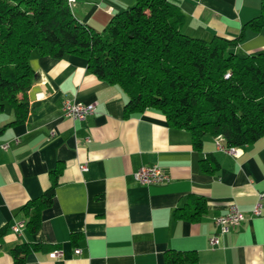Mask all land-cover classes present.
Returning a JSON list of instances; mask_svg holds the SVG:
<instances>
[{
    "label": "crops",
    "instance_id": "1",
    "mask_svg": "<svg viewBox=\"0 0 264 264\" xmlns=\"http://www.w3.org/2000/svg\"><path fill=\"white\" fill-rule=\"evenodd\" d=\"M69 1L73 14L97 31L137 2ZM169 1L184 16L185 34L206 41L242 36L230 50L240 56L264 51V28L247 25L260 15L263 0ZM30 64L36 78L25 121L11 124L10 105L0 112V143L10 144L0 150V264H14L13 249L24 244L40 246L26 264H167L174 251L195 252L196 264H264V203L261 214H253L264 192V135L235 146L236 154L217 136H206L196 148L191 133L170 126L158 110L126 117L125 91L90 72L84 58L34 50ZM65 99L95 102L96 111L75 120L64 114ZM207 158L211 170L202 165ZM154 164L169 182L136 181L140 167ZM59 165L53 203L31 232L25 208L39 205ZM195 198L205 201L201 215L176 218L177 208L197 210ZM231 203L245 218L222 232L213 218ZM19 221L21 233L13 229ZM214 235L219 243L213 246Z\"/></svg>",
    "mask_w": 264,
    "mask_h": 264
},
{
    "label": "trees",
    "instance_id": "2",
    "mask_svg": "<svg viewBox=\"0 0 264 264\" xmlns=\"http://www.w3.org/2000/svg\"><path fill=\"white\" fill-rule=\"evenodd\" d=\"M183 21L169 0H137L97 31L73 14L69 0H0V112L10 105L11 124L25 121L27 92L36 78L30 57L38 50L56 58H84L90 72L125 91L126 117L158 110L170 126L188 130L196 148L208 135H221L229 147L256 141L264 135V51L240 56L230 49L242 36L206 41L185 34ZM247 25L264 28V0L260 15ZM202 165L211 170L212 159ZM62 169L59 165L51 173L39 205L25 208L31 232L40 228L41 210L53 203ZM194 201L195 212L188 204L177 208L175 217L201 215L205 201ZM39 248L15 247L14 264H26L28 254ZM196 261L193 251L167 256V264Z\"/></svg>",
    "mask_w": 264,
    "mask_h": 264
},
{
    "label": "built area",
    "instance_id": "3",
    "mask_svg": "<svg viewBox=\"0 0 264 264\" xmlns=\"http://www.w3.org/2000/svg\"><path fill=\"white\" fill-rule=\"evenodd\" d=\"M75 1V0H74ZM226 76H229L227 74ZM63 111L66 116H69L75 120L84 121L89 116L93 115L96 111V103H84L80 101H72L70 99H65L63 102ZM218 142H220L223 137L221 135L217 136ZM10 147L8 142L0 143V150H6ZM224 148V147H223ZM228 151L232 154H236L237 150L235 147H229ZM88 168L87 164L82 166L83 170ZM134 178L136 181L142 184H154V183H167L171 180L170 175L164 170L163 167L154 164L150 166H142L140 167L134 174ZM259 200L256 203L253 214L260 215L262 206L264 203V192L258 194ZM245 218L244 212L239 208L236 203H231L228 206L227 212L221 215H217L213 218L215 224H217L222 232H226L230 226L238 225ZM23 222L19 221L13 226V229L16 232L21 233ZM211 245H217L219 243V237L214 235L210 238ZM76 253H80V249H75ZM55 256L61 255L60 250L54 251Z\"/></svg>",
    "mask_w": 264,
    "mask_h": 264
},
{
    "label": "rangeland",
    "instance_id": "4",
    "mask_svg": "<svg viewBox=\"0 0 264 264\" xmlns=\"http://www.w3.org/2000/svg\"><path fill=\"white\" fill-rule=\"evenodd\" d=\"M103 30V29H102Z\"/></svg>",
    "mask_w": 264,
    "mask_h": 264
}]
</instances>
